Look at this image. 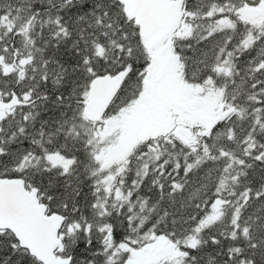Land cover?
I'll return each mask as SVG.
<instances>
[{
	"label": "snow or ice",
	"instance_id": "6c2138e0",
	"mask_svg": "<svg viewBox=\"0 0 264 264\" xmlns=\"http://www.w3.org/2000/svg\"><path fill=\"white\" fill-rule=\"evenodd\" d=\"M0 264H264V0H0Z\"/></svg>",
	"mask_w": 264,
	"mask_h": 264
}]
</instances>
